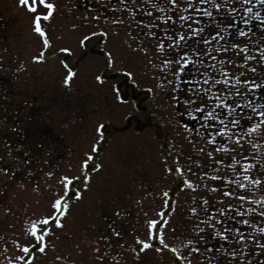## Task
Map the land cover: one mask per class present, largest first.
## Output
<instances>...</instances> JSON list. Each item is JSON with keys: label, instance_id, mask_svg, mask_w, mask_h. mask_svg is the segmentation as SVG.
Returning a JSON list of instances; mask_svg holds the SVG:
<instances>
[{"label": "snow or ice", "instance_id": "obj_1", "mask_svg": "<svg viewBox=\"0 0 264 264\" xmlns=\"http://www.w3.org/2000/svg\"><path fill=\"white\" fill-rule=\"evenodd\" d=\"M17 5L29 14V26L39 44L31 62L57 61L60 84L71 90L81 75L79 61L88 51H99L103 62L91 73V83L103 87L106 81L116 80L114 74L123 77L107 85L113 111L127 104L129 82L139 89L138 81L150 73L154 83L147 91L166 97L161 105L180 117L176 120L180 153L184 143L192 149L183 156L184 163L181 155L169 159L162 152L160 178L175 172V187L189 193L180 205L189 227L175 236L178 243L165 242L176 196L163 185L153 197H159L162 206L152 215L143 212V231L133 229L131 243L119 244L115 252L107 235L98 237L91 246L96 260L118 264L128 253L132 262L142 264L154 249L169 251L176 264H193L194 254L198 264H217L219 256L228 264H264V0H82L65 8L69 14L84 8L69 24L71 32L79 33L76 43L82 50L73 61L69 60L73 48L56 43L65 37L50 34L52 21L63 15L59 0H17ZM121 29L123 38L110 49V38L120 37ZM125 49L132 60L139 58L142 71L125 61ZM108 123L97 119L83 137L79 155L66 168L53 166L44 173L55 179V184L47 186L46 210L38 215L26 213L19 232L6 239L0 235V264H36L38 256L57 248V232L69 234L64 230L73 206L92 190L110 163L101 159L105 144H112L111 134L105 135ZM11 171L0 169L5 175ZM209 180L219 186L209 185ZM34 191H40L39 186ZM201 191L205 194L198 195ZM208 194L218 195L210 203ZM137 204L143 208L144 198ZM114 215L126 214L117 208ZM109 227L112 236L123 240L120 231ZM170 231L175 233L176 228ZM100 241L105 242L103 252ZM10 247L19 254L10 253ZM55 260L75 264L62 255Z\"/></svg>", "mask_w": 264, "mask_h": 264}, {"label": "rangeland", "instance_id": "obj_2", "mask_svg": "<svg viewBox=\"0 0 264 264\" xmlns=\"http://www.w3.org/2000/svg\"><path fill=\"white\" fill-rule=\"evenodd\" d=\"M73 3H82V0H59L63 15H57L50 26L51 35L65 37L56 41L57 44L73 48L70 61L82 52L76 43L79 33L71 32L69 24L83 13L84 8L78 7L69 14L65 8ZM123 36L124 29H121L120 37L110 38V49ZM38 50L37 37L29 26V14L17 5V0H0V169L7 167L12 170L9 175L0 172V235L6 239L19 232L26 213L38 215L46 210L50 195L47 186L55 184V179L47 178L44 173L52 170L53 166L66 168L69 161L79 155L83 137L90 134L94 122L102 119L103 122L111 121L105 135L111 134L112 144H105L101 157L110 163L93 182L92 190L73 206L64 230L69 234L57 232L60 237L56 241L57 248L55 251L49 249L46 256H38L36 264H59L55 260L56 255H62L66 260L71 258L75 264H101L95 258L97 254L91 251L92 242L107 235L113 252L117 251L119 244L125 241L131 243L133 229L143 231V212L152 215L162 206V200L153 197L155 190L163 185L172 188L176 196V211L169 213L172 220L165 230V242L178 243L175 236L189 227L180 206L188 199L189 193L182 186L175 187L178 183L175 172L160 178L164 162L162 152H166L169 159L181 155L184 163L183 156L192 153V149L184 143V152L180 153L182 141L176 128V120L180 117H174L161 105V100H166V97L147 91V87L154 83L150 73L138 81L141 84L139 89L134 90L129 82L127 104L113 111L107 85L123 77L114 74L116 80L106 81L103 87L91 83V73L97 71L103 62L99 51H88L79 61L81 75L75 86L68 90L60 84L57 61L46 64L31 62L30 57ZM123 51L125 61L131 62L135 71H142L139 58L134 61L126 49ZM134 92L138 94L133 95ZM25 160L29 163L25 164ZM204 170L207 171V168ZM193 172H196L195 167ZM207 183L219 186L217 181L209 180ZM34 186H39L40 191H34ZM197 194L205 193L201 191ZM216 195L208 194L210 203ZM142 197L143 208L137 204ZM5 208H10L11 212L6 213ZM117 208L126 215L115 216ZM109 225L122 233L123 240L112 236ZM173 227L176 228L175 233L170 231ZM76 244L80 248H76ZM98 246L103 252L105 242L100 241ZM9 252L19 254L12 247ZM181 254L185 255L183 251ZM2 259L3 256H0ZM126 262L135 264L128 253L118 264ZM103 264L113 262L105 259ZM142 264L176 262L169 251L157 253L153 249L149 250ZM193 264H198L196 254ZM217 264L228 262L219 256Z\"/></svg>", "mask_w": 264, "mask_h": 264}, {"label": "flooded vegetation", "instance_id": "obj_3", "mask_svg": "<svg viewBox=\"0 0 264 264\" xmlns=\"http://www.w3.org/2000/svg\"><path fill=\"white\" fill-rule=\"evenodd\" d=\"M236 24H237L239 27H241V28L243 27V25L240 24L239 21H236Z\"/></svg>", "mask_w": 264, "mask_h": 264}]
</instances>
